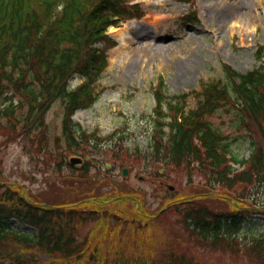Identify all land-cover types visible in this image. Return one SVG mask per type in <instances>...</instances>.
<instances>
[{
    "label": "rangeland",
    "instance_id": "obj_1",
    "mask_svg": "<svg viewBox=\"0 0 264 264\" xmlns=\"http://www.w3.org/2000/svg\"><path fill=\"white\" fill-rule=\"evenodd\" d=\"M132 1L140 2L145 13L108 29L117 44L106 51L108 65L96 83L100 96L91 107L74 114L84 129H96L103 137L101 148L88 153L86 177L77 178L79 171H72L66 163L58 167L64 145L60 101L46 115L43 137L40 128L27 135L0 132L1 184H8L16 196L23 193L32 204L66 208L45 222L54 227L63 224L66 234L72 230L79 251L66 257L8 239L0 246V264H10L12 253L36 256L44 264H168L171 253L204 264H257L227 249L196 245L183 225L189 206L185 199L200 193L213 198L218 193L208 192L202 176L195 174V182L188 183L183 169L146 163L136 159L133 149L148 147L155 105L152 86L158 77L172 91L188 92L199 89L201 81L223 78L222 64L244 73L263 61L254 53L258 44H264V0ZM79 81L75 77L72 84ZM197 100L192 93L188 106H195ZM222 109L210 117L213 125L240 156H246L251 136L236 127L233 114ZM127 128L129 140L116 144L114 137L119 136L113 137V132ZM123 166L127 168L124 176ZM5 190L6 186L0 187V198ZM86 198L93 201L86 202ZM219 200L199 199L191 206L233 209L228 200ZM6 203L12 205V201ZM246 214L241 228L245 240L264 235V214L249 210ZM9 224L17 232H37L22 219L14 217Z\"/></svg>",
    "mask_w": 264,
    "mask_h": 264
},
{
    "label": "trees",
    "instance_id": "obj_2",
    "mask_svg": "<svg viewBox=\"0 0 264 264\" xmlns=\"http://www.w3.org/2000/svg\"><path fill=\"white\" fill-rule=\"evenodd\" d=\"M122 1L0 0V132L27 135L40 128L43 137L47 132L46 115L60 101L64 145L58 167L67 164L66 154L85 152L87 147L91 152L101 148L103 137L97 131L83 129L72 115L78 108L90 107L99 96L96 83L107 65L106 50L116 44L106 34L107 27L117 25L120 19L142 15L138 6H125ZM254 54L263 61L253 69L241 73L224 64L223 78L201 81L199 89L191 92H171L164 78L158 77L152 87L155 105L148 147L143 150L136 146L133 151L136 159L146 163L183 169L188 183L195 182L193 176L198 174L205 179L208 192L218 193L213 198L200 193L185 200L189 206L183 225L196 245L227 249L264 264V235L245 240L241 234L247 210L264 214V45H258ZM75 76L82 81L72 85ZM192 93L198 100L189 107L187 97ZM221 109L233 114L236 127L251 136L247 157L240 156L228 137L213 125L210 117ZM127 131L113 132V137L119 136L114 137L116 144L129 140ZM39 144L42 148L41 141ZM128 157L132 158L131 154ZM68 166L79 171L77 178L86 177L88 163L80 168ZM1 186L7 190L0 198V246L10 239L66 257L79 251L72 230L66 234L63 224L54 227L45 222L66 208L32 204L23 193H10L8 184L0 182ZM199 199H225L233 209L191 206ZM14 217L37 228V233L15 231L9 224ZM168 258V264H204L175 253ZM10 264L44 263L36 256L12 253Z\"/></svg>",
    "mask_w": 264,
    "mask_h": 264
},
{
    "label": "water",
    "instance_id": "obj_3",
    "mask_svg": "<svg viewBox=\"0 0 264 264\" xmlns=\"http://www.w3.org/2000/svg\"><path fill=\"white\" fill-rule=\"evenodd\" d=\"M70 162L73 163V164H75L77 162H82V159L80 157H78V156H72L70 158ZM123 173L124 174L126 173V169H123Z\"/></svg>",
    "mask_w": 264,
    "mask_h": 264
},
{
    "label": "bare ground",
    "instance_id": "obj_4",
    "mask_svg": "<svg viewBox=\"0 0 264 264\" xmlns=\"http://www.w3.org/2000/svg\"><path fill=\"white\" fill-rule=\"evenodd\" d=\"M115 29V28H114Z\"/></svg>",
    "mask_w": 264,
    "mask_h": 264
}]
</instances>
